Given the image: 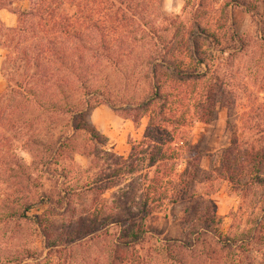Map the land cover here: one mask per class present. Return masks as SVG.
Here are the masks:
<instances>
[{
  "label": "trees",
  "instance_id": "obj_1",
  "mask_svg": "<svg viewBox=\"0 0 264 264\" xmlns=\"http://www.w3.org/2000/svg\"><path fill=\"white\" fill-rule=\"evenodd\" d=\"M164 1L0 0V11L17 17L14 28L0 20V49L6 52L1 75L7 82L6 93L0 96V156L7 142L2 134L7 119L17 126L11 128L14 138L24 137L34 164L50 176L61 169L64 153L80 132L75 122L93 106H108L136 125L147 119L142 140L132 144L125 160L131 173L137 171V162L145 164L148 186L138 211L116 216L105 213V206L92 207L88 215L69 221L56 238L44 236L49 252L42 264H73L76 248L101 243L103 264H255L254 253L264 249V209L253 230L241 236L224 235L216 215L210 214L201 228L184 232L182 240L160 238L145 226L146 219L166 203L192 198L187 189L198 182V157L192 164L195 175L189 167L176 173L179 178L188 175L183 187L167 191V186L188 148L193 117L208 123L214 113L217 102L210 100L212 89L223 84L209 80L210 63L215 62V53L230 49L237 55L246 48L235 33L229 40L224 38L232 43L230 48L223 47L202 12L205 0L196 9L198 21L179 28L177 20L167 23ZM17 2H29V10H12ZM104 70L124 82L119 92ZM132 75L135 86H130ZM251 104L241 127L234 128L231 121L228 127L232 145L253 147L251 156L257 162L264 160V102ZM61 171L62 183H67L69 170ZM255 185L264 188V178L257 176ZM44 196L50 207L67 214L77 191L66 187L56 200L53 194ZM23 254L19 264L26 260L40 264L41 257L36 259L28 251Z\"/></svg>",
  "mask_w": 264,
  "mask_h": 264
},
{
  "label": "rangeland",
  "instance_id": "obj_2",
  "mask_svg": "<svg viewBox=\"0 0 264 264\" xmlns=\"http://www.w3.org/2000/svg\"><path fill=\"white\" fill-rule=\"evenodd\" d=\"M201 1L165 0L163 11L169 18L167 23L177 20L175 25L179 28L181 24L188 26L198 21L196 9ZM29 8V2H17L12 10L27 12ZM202 12L211 28L218 32L223 47L230 48L232 43L227 40L235 33L244 40L246 48L237 55L230 49L215 53L216 60L210 63L209 80L215 85L217 80L223 84L212 89L210 100L217 102L214 113L208 123H200L193 117L194 124L188 128V148L174 169L175 177L168 181L167 191L183 187L188 175L179 178L176 173L181 174L186 167L195 172L192 164L197 157L200 159L198 182L187 189L192 198L166 203L146 219L147 230L160 238L182 240L184 232L201 228V222L209 214L216 215L224 235L241 236L253 230L264 209V188L255 185L257 176L264 178V160L254 162L251 146L234 147L228 127L230 121L234 128L241 127L243 114L249 111L251 103L264 102V0H239L237 5L234 0H205ZM3 13L5 25L15 27L17 17L8 10ZM5 54L0 49V96L7 90V82L1 75ZM104 74L119 92L124 82L109 70H104ZM134 79L132 75L130 86H135ZM131 96L130 92L126 94L128 98ZM75 124L80 132L71 149L64 153L61 169L50 176L34 164L30 149L23 145L24 137L18 134L19 139L14 138L13 120L4 122L2 134L7 142L0 156V264H19L24 251L36 259L41 257L42 264L49 252L44 246V236L50 240L56 238L69 221L88 215L94 206H105V213L116 216L138 211L141 194L148 186L145 164L137 162V171L131 173L125 160L130 156L132 144L142 140L147 119L136 125L117 116L108 106L98 104ZM247 137L245 133V142ZM113 155L123 161L114 159ZM64 168L70 173L67 183H62L60 176ZM66 187L77 191L67 214L56 206L50 207L44 196L50 193L56 200L58 192ZM112 229L111 233L115 231ZM101 245L76 248L73 264H103ZM197 250L200 255V248ZM254 256L255 264H264V249Z\"/></svg>",
  "mask_w": 264,
  "mask_h": 264
},
{
  "label": "crops",
  "instance_id": "obj_3",
  "mask_svg": "<svg viewBox=\"0 0 264 264\" xmlns=\"http://www.w3.org/2000/svg\"><path fill=\"white\" fill-rule=\"evenodd\" d=\"M4 11V10H3ZM3 11H0V20L5 24V20L3 19V17L5 16L4 15V13H3ZM17 23V22H16ZM14 25H11V24H7V27H9V28H14L13 27ZM17 26V25H16ZM15 26V27H16Z\"/></svg>",
  "mask_w": 264,
  "mask_h": 264
}]
</instances>
